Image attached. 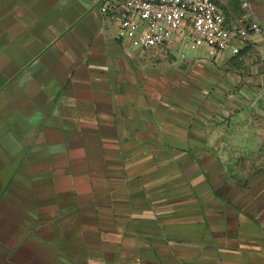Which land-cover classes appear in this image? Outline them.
<instances>
[{"label": "crops", "instance_id": "1", "mask_svg": "<svg viewBox=\"0 0 264 264\" xmlns=\"http://www.w3.org/2000/svg\"><path fill=\"white\" fill-rule=\"evenodd\" d=\"M100 2L0 0V264H264V0H216L260 25L241 89H191Z\"/></svg>", "mask_w": 264, "mask_h": 264}, {"label": "built area", "instance_id": "2", "mask_svg": "<svg viewBox=\"0 0 264 264\" xmlns=\"http://www.w3.org/2000/svg\"><path fill=\"white\" fill-rule=\"evenodd\" d=\"M100 9L131 48L176 49L181 58L203 47L214 56L237 55L260 30L250 12L240 25L227 22L216 0H101Z\"/></svg>", "mask_w": 264, "mask_h": 264}, {"label": "rangeland", "instance_id": "3", "mask_svg": "<svg viewBox=\"0 0 264 264\" xmlns=\"http://www.w3.org/2000/svg\"><path fill=\"white\" fill-rule=\"evenodd\" d=\"M242 22V21H241ZM240 23V22H239ZM251 44V40L248 43L247 46L244 47L237 55H246V59L242 57H238L233 62H223V60L220 59V57L215 58V56H211L208 52L207 48H198L196 51H189L185 50V57H195V59L190 62L191 66L190 69V78L188 84L190 85L191 89H220L221 86L224 89H241L244 85L249 87L252 84V76L255 74V72L251 71V59L252 57H255V55L258 53L256 50L253 49ZM154 50H148L149 53H156V55L162 54L163 60L165 62V65H168V63H171L175 56L180 57L176 49H172L171 53L170 51L161 50L160 52H155ZM240 54V55H239ZM245 59V60H244ZM253 63V62H252ZM234 65L239 70L229 71L228 74H226L225 65ZM230 69V68H229ZM209 71H212V74L209 73ZM242 71L244 74H246L245 78H240L239 75L242 74ZM206 73V74H205ZM209 75L211 77V82L209 81L208 77ZM239 74V75H238ZM193 79V80H192ZM186 83V82H185ZM234 107V106H233ZM237 108H235L234 111H236ZM243 118H251L253 117L255 119V123L257 124V133L261 135V137L264 138V108H257L253 111L251 109H246L245 114L241 115ZM261 155L264 154V141H261L260 148H259Z\"/></svg>", "mask_w": 264, "mask_h": 264}]
</instances>
